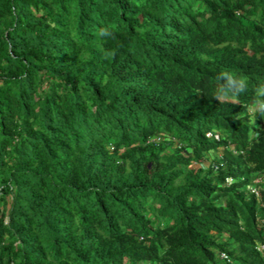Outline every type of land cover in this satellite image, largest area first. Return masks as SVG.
Masks as SVG:
<instances>
[{"label":"trees","instance_id":"obj_1","mask_svg":"<svg viewBox=\"0 0 264 264\" xmlns=\"http://www.w3.org/2000/svg\"><path fill=\"white\" fill-rule=\"evenodd\" d=\"M261 85L264 0H0V264H264Z\"/></svg>","mask_w":264,"mask_h":264},{"label":"clouds","instance_id":"obj_2","mask_svg":"<svg viewBox=\"0 0 264 264\" xmlns=\"http://www.w3.org/2000/svg\"><path fill=\"white\" fill-rule=\"evenodd\" d=\"M100 35L102 37H111L114 35V33L110 28H103L101 29ZM247 88V80L244 77L233 74L231 71H224L217 77V84L214 97L217 98L219 101L232 100L237 97L239 93L245 91ZM255 108L257 109L259 116L264 117V85H261L256 89ZM255 118L256 115L253 114V120ZM263 174L264 173H262L261 175ZM261 243H264V241H257L256 247L262 253V255H264V250L259 249V244ZM224 253L225 252H222L220 255V258L222 260L224 259L222 258V254ZM224 260H226L229 264H236L229 257Z\"/></svg>","mask_w":264,"mask_h":264},{"label":"built area","instance_id":"obj_3","mask_svg":"<svg viewBox=\"0 0 264 264\" xmlns=\"http://www.w3.org/2000/svg\"><path fill=\"white\" fill-rule=\"evenodd\" d=\"M264 179L263 176L260 174L259 178L254 180L251 184H248V189L251 191V193H255L257 196L261 194V191L264 189ZM262 224L264 225V219L262 220ZM259 249L264 250V243L259 244ZM222 258L227 259V254H222Z\"/></svg>","mask_w":264,"mask_h":264},{"label":"rangeland","instance_id":"obj_4","mask_svg":"<svg viewBox=\"0 0 264 264\" xmlns=\"http://www.w3.org/2000/svg\"><path fill=\"white\" fill-rule=\"evenodd\" d=\"M169 139L170 138L168 137V140H167L168 142L167 143H166V141L164 142V144L168 146L167 149H166V152H172V149L176 148V146H179V144H180V142L178 143L177 140H173L175 144H172V145L171 144H168L169 142H171V141H169ZM233 152L234 153H237L236 150H233ZM223 153H224V148L223 147H219L216 150V152L214 153V157H218V158L220 157V159H221L222 156H223ZM206 165H208V164L206 163ZM262 176H263V179H264V174ZM257 178H259V176H255L253 178V181L256 180ZM230 181H232V179H230Z\"/></svg>","mask_w":264,"mask_h":264}]
</instances>
